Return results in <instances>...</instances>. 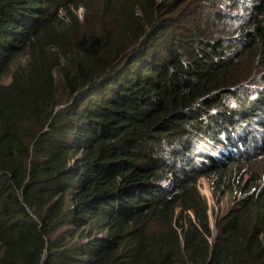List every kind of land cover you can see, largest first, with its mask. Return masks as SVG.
Returning <instances> with one entry per match:
<instances>
[{
  "label": "trees",
  "instance_id": "obj_1",
  "mask_svg": "<svg viewBox=\"0 0 264 264\" xmlns=\"http://www.w3.org/2000/svg\"><path fill=\"white\" fill-rule=\"evenodd\" d=\"M220 9L0 0V264H264V191L243 183L264 159L205 152L189 175L177 152L193 133L215 144L264 107L238 92L264 73V0L228 20L259 29L233 42L235 59L219 51ZM201 175L217 202L240 194L213 215L216 237Z\"/></svg>",
  "mask_w": 264,
  "mask_h": 264
},
{
  "label": "clouds",
  "instance_id": "obj_2",
  "mask_svg": "<svg viewBox=\"0 0 264 264\" xmlns=\"http://www.w3.org/2000/svg\"><path fill=\"white\" fill-rule=\"evenodd\" d=\"M219 0H217V3ZM248 2V0H238L237 3L240 5H246ZM248 7V6H247ZM224 14L227 17H231V18H239V14L234 13L231 10H227L225 8H223ZM257 28V26H254L252 24H244L241 23L239 25H237L235 28L231 29L229 32L231 34H234L235 38L232 41H223V44L219 47V51L220 54H222V52L224 50H228L227 52H231L234 53L233 55V59L237 58L238 53L240 52L241 48H239V46H236L235 43H233L235 40H244L245 38H248V34L250 33H254L256 34L258 31H255V29ZM215 50H217V48H215ZM234 50V52H233ZM225 55V54H222ZM228 60V59H227ZM223 61V62H228L226 61V58L223 56L222 59H218V62ZM252 79V78H251ZM264 79V73L263 75L260 76V80ZM231 95H226L224 96V102L226 103H230V101L227 100V97ZM259 101V100H264V87L260 88L259 90H256L250 101ZM247 102V100H246ZM249 103V102H248ZM206 124V123H205ZM204 124V126H205ZM258 125L260 127V129L258 128ZM256 127L258 130L257 136H256V140L254 141V143H252V148L249 146V138L250 135L246 134L244 136H241V132L240 129L241 127H245L247 130V127ZM242 130V133L245 132V129ZM249 131V130H248ZM250 132V131H249ZM212 143V142H210ZM214 145V147L212 149L209 150V152L206 153V155L209 157V159L213 160L216 163H222V164H228L231 161L230 160H235L237 159H245V158H254L255 161L256 160H263L264 159V148H257L260 146L264 147V107L256 114L252 115V117L250 115H242L241 119H238L236 125H235V129L233 132H231L230 134L227 133H223L222 135H219L218 140L215 141V144L212 143ZM178 157L182 156L183 157V161H182V169L184 167H186L188 165V163L194 165L190 170V174L192 175L194 173H197L201 167H202V163L198 158H195L194 156L191 155V151L192 149H190V146L188 145L187 142H185V146L182 144H178ZM246 149L247 153H243V150ZM191 150V151H190ZM249 150H258L257 152L252 151L251 153H248ZM204 153V152H203ZM205 161V160H204ZM206 161H208L206 159ZM181 169V170H182ZM249 170V172H248ZM247 170V174H245L243 183L246 184L249 181H252V183L260 190L264 191V178L254 175L257 173V171L260 170H264V168L261 169H255L256 173L253 172V170L250 168ZM254 175V176H253ZM204 179L206 181H208L209 185H210V189L209 192L212 191V187H211V183L208 180L207 177L201 175L198 179L201 180ZM197 189H198V182H197ZM199 190V189H198ZM237 191V194L240 197V194ZM208 196V194H207ZM212 197H213V191H212ZM238 197V198H239Z\"/></svg>",
  "mask_w": 264,
  "mask_h": 264
},
{
  "label": "rangeland",
  "instance_id": "obj_3",
  "mask_svg": "<svg viewBox=\"0 0 264 264\" xmlns=\"http://www.w3.org/2000/svg\"><path fill=\"white\" fill-rule=\"evenodd\" d=\"M238 0H236V6L233 7V8H230L229 7V4L230 2H232V0H219L218 2V8H221V12L218 14L217 16V20H219V30H220V34L222 37L219 39V40H216V41H232L235 36L234 34H231L229 32V29L226 28V25L228 23V20L229 18L231 17H227L225 14H224V11L222 10L223 8L227 9V10H231V11H237L236 13L239 14V18H232V21H235L237 23H240L242 21H245L248 17H249V12L247 10V6H250L252 5V2L253 0H248L247 4L246 5H240L237 3ZM242 1V0H241ZM215 11H217L215 9ZM83 13H84V10L81 9L79 10L78 12V16H80V18L83 17ZM255 31H259L258 28L255 29ZM257 37H259V35H257ZM235 41H245V40H235ZM228 50H224L222 52V54H227ZM234 52V50H233ZM226 61L227 58H226ZM242 63V59L239 61V63L237 64V67L235 69H242L244 67L242 66H239V64ZM239 66V67H238ZM244 87L242 90L238 91L243 97H245V100H247V102H250L251 98H252V95L253 93L256 91V90H259L260 88H263L264 87V79L259 81V82H252V79H249L247 80L244 84ZM227 100L230 101V100H233L232 97L228 96L227 97ZM245 127H241L240 131L241 132V136H244L246 134L250 135V140H249V146L252 148V143H254V141L256 140V136H257V133H258V130L256 127H247L248 131L246 128L245 132L242 133V130H244ZM258 128L260 129L259 125H258ZM261 130V129H260ZM190 131L191 132H194L191 128H190ZM192 137V141L194 143V146L192 148V151H191V155L194 156L195 158H198V159H201L202 158V153L204 152H209L210 149H212L214 147V145L206 140H204L199 134L197 133H193L191 135ZM258 149L259 148H264L263 146H260V147H257ZM252 151H255L257 152L258 150H249L248 153H251ZM243 153H247L246 149L243 150ZM169 188L171 189L170 185H169ZM198 189H199V192L200 194L202 195V197L205 199L206 203H207V207H208V215H209V218H210V221H211V225H210V231H211V235L212 237H216L217 234H218V230L215 226V218L213 215H222L221 214V209H224L226 212L224 214H226L228 211L231 210V208L233 207L234 205V201H235V198L239 197V195L237 194V191H235L234 193H230V192H226V190L224 189V192H223V198H221L219 200V202H217V199H219V197L216 199V197L214 196L213 194V197H212V191L209 192V189H210V185L208 183V181L204 180V179H201L198 181ZM208 194V196H207ZM185 215H188V213H186ZM191 218L192 219H195V216L191 214ZM190 219V218H189ZM209 241H211V238L209 237L208 239Z\"/></svg>",
  "mask_w": 264,
  "mask_h": 264
}]
</instances>
